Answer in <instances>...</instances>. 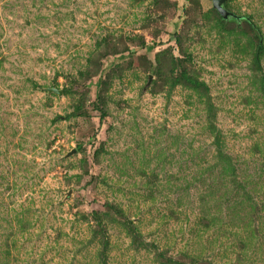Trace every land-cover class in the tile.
I'll use <instances>...</instances> for the list:
<instances>
[{
    "label": "rangeland",
    "instance_id": "1",
    "mask_svg": "<svg viewBox=\"0 0 264 264\" xmlns=\"http://www.w3.org/2000/svg\"><path fill=\"white\" fill-rule=\"evenodd\" d=\"M225 5L264 43V0ZM224 21L212 0H0V264H264V56ZM176 62L204 92H168Z\"/></svg>",
    "mask_w": 264,
    "mask_h": 264
},
{
    "label": "trees",
    "instance_id": "2",
    "mask_svg": "<svg viewBox=\"0 0 264 264\" xmlns=\"http://www.w3.org/2000/svg\"><path fill=\"white\" fill-rule=\"evenodd\" d=\"M250 18H246L244 19V17H242V19L239 21H237L236 19H231L233 23H236L237 25H240V23H245V25L252 31L254 38L257 40V46L255 48V54H254V65H255V69L256 70H262V64H261V58L264 56V43H263V34L261 32L260 27L252 20V16H249ZM223 22L224 19H223ZM178 64V62H176ZM180 65V64H178ZM181 66V65H180ZM185 69L184 67L181 66V68L179 69V71L172 76L171 78V85L168 87V92H171L177 85V84H184V85H189L187 87L195 89L197 91H202L204 92V86H201L202 84H204L203 81H200L195 74ZM96 75V74H94ZM264 83V80L261 81V84ZM101 84H103V79L102 77L99 79V96L100 92H101ZM66 91H69L68 88H66L65 90H63V93H66ZM201 92V93H202ZM101 109V106H100ZM218 144V154H217V158L219 161H224L223 167H222V171L221 173H223L224 171L227 172V169L229 170V172L231 173V177H232V181L237 185L236 186V190L237 191H243V193H245V195H247L248 193V186L249 183L247 182V179L249 178V175H243V178H239V174H236V166L233 162V160L231 159L230 155L227 153H224V151L222 150V147L220 145L219 139L217 141ZM108 211L105 212H100L97 210H93L91 212V217H92V221L94 222V228L93 231L95 233L93 239L97 238V234L101 233V237L98 239V243L100 244V246H102V257L106 256V250L108 248L109 245V233H108V225H107V221L112 220V219H116L113 215L112 212H116L117 214H122V209L117 206L114 205L112 203H108ZM112 211V212H111ZM84 216V215H83ZM85 217V216H84ZM134 233V229H131ZM134 236V235H132ZM94 241V240H93ZM105 258V257H104ZM103 258V260H104Z\"/></svg>",
    "mask_w": 264,
    "mask_h": 264
},
{
    "label": "water",
    "instance_id": "3",
    "mask_svg": "<svg viewBox=\"0 0 264 264\" xmlns=\"http://www.w3.org/2000/svg\"><path fill=\"white\" fill-rule=\"evenodd\" d=\"M226 1L227 0H212V4H213V7L218 11V13L222 16L223 19L230 20L233 18V19H236L237 21H240L242 19V16L232 12L231 10H229L225 5ZM151 79H152V76H150V80ZM45 89L49 93L58 94L59 96L63 95V90L56 87V86L46 87ZM75 151H76V149L69 151L65 155V157L69 156L70 154L74 153Z\"/></svg>",
    "mask_w": 264,
    "mask_h": 264
}]
</instances>
